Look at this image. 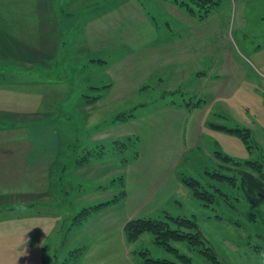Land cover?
<instances>
[{"label":"rangeland","instance_id":"rangeland-1","mask_svg":"<svg viewBox=\"0 0 264 264\" xmlns=\"http://www.w3.org/2000/svg\"><path fill=\"white\" fill-rule=\"evenodd\" d=\"M183 1L193 6L50 0L61 15L58 36L54 26L42 41L9 44L0 36V79L18 83L0 91V117L33 120L27 128L34 141L54 153L17 173L21 189L47 176L44 192L37 184L49 206L45 264H142L140 251L181 262L147 232L125 239L127 221L164 213L194 216L219 261L172 242L187 264H264V204L258 198L254 207L205 173L218 165L216 150L238 161L258 155L210 123L249 128L264 152V0H218L203 19L186 12ZM15 3L0 0V13ZM23 7L18 0V18ZM13 100L28 111L14 110ZM116 140L126 144L117 147ZM61 170L64 196L57 191ZM179 173L221 192L211 202L197 199ZM107 201L80 217L84 207Z\"/></svg>","mask_w":264,"mask_h":264},{"label":"crops","instance_id":"crops-1","mask_svg":"<svg viewBox=\"0 0 264 264\" xmlns=\"http://www.w3.org/2000/svg\"><path fill=\"white\" fill-rule=\"evenodd\" d=\"M24 3L26 12L20 18L17 12L22 10H17L18 0L15 4H10L6 13H0V36L5 43L29 40L34 42L36 37L42 41L41 38H49L54 33L57 36L60 34L58 21L61 15L56 9L57 4L51 5L50 0H24ZM59 9L62 8L59 6ZM50 26L56 27L53 35ZM166 26L168 31H173L171 25ZM15 84L18 85L15 78L9 81L0 79V91L3 92V89ZM10 105L17 107L14 110L20 107L28 111L27 106L16 101ZM7 111L3 112L10 113ZM32 121L0 117V264H45L44 253L50 227L49 214L44 209L49 206L46 207L48 202H41L39 198L42 195L37 194L44 192L48 186L47 176L41 174L38 179L28 181V186L23 187L26 190L21 189V184L19 187L17 183L19 171L32 170L27 166L34 162L44 163L50 159L51 153L54 155L52 150L43 146V142L34 141L30 129L27 128ZM216 160V167L222 165L224 168L225 165ZM233 168L235 166L228 165L224 169L226 172H234ZM37 184L40 193L37 191ZM23 193L28 196H22Z\"/></svg>","mask_w":264,"mask_h":264},{"label":"trees","instance_id":"trees-1","mask_svg":"<svg viewBox=\"0 0 264 264\" xmlns=\"http://www.w3.org/2000/svg\"><path fill=\"white\" fill-rule=\"evenodd\" d=\"M193 6H190L187 2L183 1L181 7L185 9L192 16H197L200 19H203L208 16V14L215 9L218 4V0H189ZM196 9H195V8ZM203 11V12H202ZM92 61H102V60H92ZM109 86L103 85L105 88ZM96 89H100L97 87ZM94 96H88L91 98L88 100V103L96 101L98 99ZM87 98V96H84ZM87 101V99L85 100ZM199 101L195 103L186 104L189 106L198 105ZM131 114L128 115H119L116 116V119H126ZM212 129L227 132L233 135H236L246 146V149L249 152H252L253 148L257 151L258 155L255 159L237 161L233 158L223 154L221 151H214L215 157L220 160V162L225 165L235 166L234 174L226 173L225 166L213 168L211 171L205 170V173L209 175L212 179L220 182L231 184L238 191V193L248 200L250 203L254 204L256 207V201L258 198L261 203L264 204V152L261 150V147L256 142L255 138L252 135V132L249 128L243 126H234L229 127L223 124L210 123ZM128 141V140H127ZM115 142V141H114ZM118 146L119 144H126V141L116 140ZM121 148V147H120ZM136 157V151L130 158ZM85 160L89 158H81V161L78 164H84ZM65 169V168H64ZM240 169V170H239ZM223 172V173H222ZM64 172H60V175L57 176L58 181V194L64 196L67 194V186L64 183L63 175ZM179 180L181 183L187 187L192 195L197 199H207L208 202L214 201L217 196V193H220V189L215 187L212 184H206L205 186L195 177L187 176L182 173L178 174ZM238 176L239 178H236ZM120 182H122V177H119ZM224 185V184H222ZM125 191L120 190L116 197L123 198ZM64 201V197L62 199ZM115 200V199H113ZM107 202L98 203L89 207H84L80 212V217L84 216L85 213H88L90 210L96 209L101 205H104ZM123 232L125 239L128 243L135 242L139 240L143 233H149L152 236V241L157 246L165 249L171 253L175 259H178L181 262L176 260H171L167 258H153L149 255L148 251L138 252L140 255V261L142 264H187V258L185 255L179 253L178 249L172 244V242H182L185 243L190 249L200 250L198 252H205V256L210 258L211 262H219L216 255L214 254L212 247L207 246V242L202 234V231L199 227V224L194 216H180V215H171L164 213V217H140L127 221L124 224ZM208 250L210 252H208ZM189 261V260H188Z\"/></svg>","mask_w":264,"mask_h":264}]
</instances>
